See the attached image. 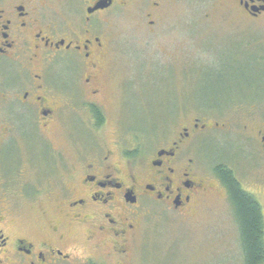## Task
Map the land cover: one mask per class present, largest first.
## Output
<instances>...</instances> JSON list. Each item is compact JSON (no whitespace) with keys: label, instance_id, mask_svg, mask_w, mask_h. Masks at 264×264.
Masks as SVG:
<instances>
[{"label":"flooded vegetation","instance_id":"flooded-vegetation-1","mask_svg":"<svg viewBox=\"0 0 264 264\" xmlns=\"http://www.w3.org/2000/svg\"><path fill=\"white\" fill-rule=\"evenodd\" d=\"M172 1L0 0V264H127L150 204L188 214L220 191L228 196L216 173L234 172L227 158L264 160V96L234 92L223 106H249L250 125L230 151L221 136L228 123L200 116L149 144L118 123L105 139L106 94L125 107L123 79L114 77L124 46L111 11L134 10L151 35ZM234 4L243 49L264 66V0ZM85 244L103 254L89 255Z\"/></svg>","mask_w":264,"mask_h":264},{"label":"rangeland","instance_id":"rangeland-1","mask_svg":"<svg viewBox=\"0 0 264 264\" xmlns=\"http://www.w3.org/2000/svg\"><path fill=\"white\" fill-rule=\"evenodd\" d=\"M234 3L173 0L165 8L157 33L151 35L142 30L134 10L111 11L110 29L124 46L121 68L114 77L123 79L125 107L117 109L116 97L106 94L113 124L104 133L105 139L113 137L111 131L118 123L122 131L133 128L140 141L149 144L158 136H169L178 124L200 116L228 123L230 129L221 136L230 140L225 143L230 151L227 145L242 133L244 124L250 125L244 115L249 106H223L228 104L225 92H234L240 99L264 96V66L255 64V56L249 57L243 49L240 34L244 22L236 16ZM110 83L114 87L117 81ZM205 102H217L221 107L204 110L199 105ZM50 136L55 146L64 143L60 133ZM65 150L69 152L67 146ZM8 152L12 154L11 149ZM227 159L243 188L262 206L264 216V160L255 162L247 152ZM148 210L141 217L127 264H243L239 228L224 191L209 196L185 215L154 204ZM26 215L29 224L36 223L32 212ZM84 247L89 255L103 254L89 244Z\"/></svg>","mask_w":264,"mask_h":264},{"label":"trees","instance_id":"trees-1","mask_svg":"<svg viewBox=\"0 0 264 264\" xmlns=\"http://www.w3.org/2000/svg\"><path fill=\"white\" fill-rule=\"evenodd\" d=\"M216 173L226 187L234 217H236L243 264H263L264 216L262 206L253 194L245 191L230 169L220 167Z\"/></svg>","mask_w":264,"mask_h":264}]
</instances>
